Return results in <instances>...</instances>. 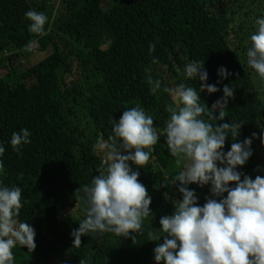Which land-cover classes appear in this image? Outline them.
<instances>
[{"label":"trees","instance_id":"1","mask_svg":"<svg viewBox=\"0 0 264 264\" xmlns=\"http://www.w3.org/2000/svg\"><path fill=\"white\" fill-rule=\"evenodd\" d=\"M248 6L246 0H0V146L5 148L0 156L5 170L0 184L21 189L23 208L18 219L36 233V249L29 252L17 245L12 250L13 264H81V260L85 264H156L154 249L165 235L160 219L172 215L175 202L183 199L179 183H172L183 168L166 143L164 129L170 114L165 108L174 102L164 88L183 83L199 92V79L184 73L193 61L204 63L207 84L219 89L200 93L201 103L209 109L223 97L225 85L233 89L234 96L224 108L225 119L211 123L239 124L238 142L252 138L253 155L237 169L241 179L264 177V152L260 151L264 94L247 64L251 25L244 10ZM115 9L125 11L126 18L113 19ZM29 10L47 16L46 35L29 31L31 22L25 17ZM260 15L264 18V12ZM239 18L246 25L238 24ZM33 44L47 54L20 72L17 83L6 82L1 71L13 65L9 55ZM153 44L155 50L150 52ZM154 58L159 62L153 63ZM221 67L233 75L220 77ZM149 68L152 78L161 81L155 96L146 82ZM137 106L160 131L144 168L130 162L152 199V215L144 220L143 234L135 244L106 232L83 236L81 245L74 247L72 232L85 219L86 207L85 194L77 190L91 186L106 170L105 150L94 146L108 141L123 111ZM71 118L80 131L71 129ZM22 129L29 131L31 143L18 153L11 147V136ZM232 142L229 134L225 153ZM210 187L188 185L199 206L217 198ZM149 232L161 239L150 241Z\"/></svg>","mask_w":264,"mask_h":264},{"label":"clouds","instance_id":"2","mask_svg":"<svg viewBox=\"0 0 264 264\" xmlns=\"http://www.w3.org/2000/svg\"><path fill=\"white\" fill-rule=\"evenodd\" d=\"M25 17L31 22V33L46 35L48 18L43 12L29 10ZM256 24L258 29L250 36L246 57L247 64L264 80V18L257 19ZM154 50L155 45H150V52ZM158 62L153 59V63ZM146 71V82L155 96L161 81L152 78L150 68ZM184 73L189 79H199V92L183 83L173 89L164 88L171 93L175 104L165 108L170 114L164 129L166 143L177 164L183 161L185 166L172 182L179 183L183 199L175 202L172 215L160 219L165 235L164 242L154 249L156 264H264V177L257 175L253 180L245 175L241 179L242 174L237 171L253 155L252 138L238 142L239 124L211 123L225 119L224 108L234 96L233 89L225 85L223 97L209 109L201 103L200 93L213 94L219 89L207 84L204 63L193 61L185 66ZM218 75L226 79L233 74L221 67ZM229 134L233 142L225 153ZM29 136L27 129L14 132L12 149L19 153L23 145L31 143ZM159 136L153 118L137 106L123 111L119 121L113 124V135L94 146L105 150L107 167L93 179L91 186L77 190L85 194L86 207L85 219L72 232L74 247H79L81 237L90 233H114L132 239L134 244L137 236L143 234V222L152 215V199L139 181L140 173L133 171L130 162L144 168ZM4 153L5 148L0 146V156ZM4 172L0 162V174ZM190 184L210 185L212 196L219 199L208 198L199 206L196 193L188 188ZM22 208L21 189L0 184V264H13L12 250L17 245L29 252L36 249L34 228L18 219ZM148 238L161 239L153 232L148 233ZM81 264L85 261L81 260Z\"/></svg>","mask_w":264,"mask_h":264},{"label":"rangeland","instance_id":"3","mask_svg":"<svg viewBox=\"0 0 264 264\" xmlns=\"http://www.w3.org/2000/svg\"><path fill=\"white\" fill-rule=\"evenodd\" d=\"M248 3V7L245 8V12L244 13H249V19L248 22L251 26H249V31H248V38L250 40V36L252 34H254L257 29H258V25L256 24L257 19L263 18L260 13L264 12V0H246ZM112 18L115 19L116 21L120 22L122 21V19L126 18V12L122 11V10H117L115 9L112 13ZM239 23H243L245 24L244 18H239L238 19V24ZM251 43V41H250ZM251 46V44H250ZM47 54V52L42 53L41 49L39 47L38 44H33L32 46H30L29 48H27L25 51L22 52H18V53H11L9 56L11 58H13V65L12 66H8L6 68H4L1 73L3 75V77L5 78L6 82L10 83V84H15L19 81V73L23 72L26 69H30L34 64H36L40 59L43 58V56H45ZM10 72H14V75L8 76ZM255 73V81L257 83V85L259 86L262 94H264V80H261L259 78L258 73H256V71L254 70ZM264 100V97H263ZM175 106V104H174ZM70 126L71 129L74 130L75 132H78L81 130V126L73 119H70ZM260 151L261 153L264 152V146L260 147ZM103 157L105 159V163H106V152L103 153ZM179 165V168H184L185 166V162H181ZM106 167H107V163H106ZM195 186H199L197 184H194ZM218 199V198H216ZM42 228V233H45V228Z\"/></svg>","mask_w":264,"mask_h":264}]
</instances>
